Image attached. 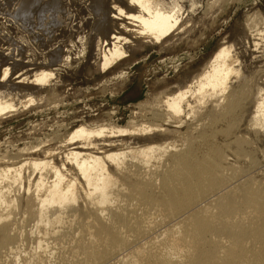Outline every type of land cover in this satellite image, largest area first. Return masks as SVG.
Segmentation results:
<instances>
[{
    "label": "bare ground",
    "instance_id": "bare-ground-1",
    "mask_svg": "<svg viewBox=\"0 0 264 264\" xmlns=\"http://www.w3.org/2000/svg\"><path fill=\"white\" fill-rule=\"evenodd\" d=\"M183 10L114 3L98 67L185 38ZM246 27L253 68L242 40L222 42L202 68L138 101L126 124L80 123L58 146L0 157V264H264L263 18ZM10 52L0 47V122L61 96L47 65L15 76L21 56Z\"/></svg>",
    "mask_w": 264,
    "mask_h": 264
},
{
    "label": "rangeland",
    "instance_id": "rangeland-1",
    "mask_svg": "<svg viewBox=\"0 0 264 264\" xmlns=\"http://www.w3.org/2000/svg\"><path fill=\"white\" fill-rule=\"evenodd\" d=\"M162 1L167 7L182 6L189 19V39L173 38L176 43L170 47L139 44L128 58L104 71L96 63L97 44L114 30L110 9L121 0H0V47L10 49L11 58L21 56L23 64L18 63L15 76L47 65L61 81L55 87L60 100H38L28 108L18 105L15 114L1 118L0 157L21 152L27 158L48 145L58 146L61 135L80 123L126 124L138 101L202 68L222 42L237 45L242 40L246 68L256 65V32L246 24L255 13L264 23V0H219L224 7L217 5L215 12L206 11L209 0ZM26 246L28 251L31 245Z\"/></svg>",
    "mask_w": 264,
    "mask_h": 264
}]
</instances>
